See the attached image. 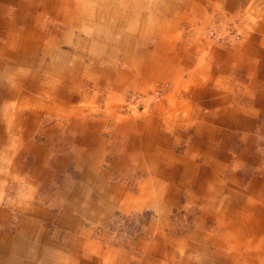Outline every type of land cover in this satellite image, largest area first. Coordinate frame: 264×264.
<instances>
[{"label": "crops", "instance_id": "0c3cea01", "mask_svg": "<svg viewBox=\"0 0 264 264\" xmlns=\"http://www.w3.org/2000/svg\"><path fill=\"white\" fill-rule=\"evenodd\" d=\"M162 1L0 0V264H264V9L206 59L176 46L194 0ZM85 81L106 105L173 90L126 125L84 114ZM139 208L154 217L132 257L105 226ZM195 208L170 232L172 209Z\"/></svg>", "mask_w": 264, "mask_h": 264}, {"label": "rangeland", "instance_id": "374dc122", "mask_svg": "<svg viewBox=\"0 0 264 264\" xmlns=\"http://www.w3.org/2000/svg\"><path fill=\"white\" fill-rule=\"evenodd\" d=\"M236 1L237 0H194V2H191V7L189 8H187L188 3H185L184 8H186L185 14H187V17L181 18L178 28L176 29L177 34H179L176 39V46L180 47L183 45L185 38L190 36L191 39H197V41L194 42L196 57L198 56V53L204 52V50L206 52V59L208 53L215 54L217 50L220 54L235 53L238 43L242 40L243 32L244 34L246 33L245 28L247 27L245 24L247 25L246 22L247 20L249 21L250 15L256 9L258 13L262 8L264 9V0ZM162 2L165 3V0ZM177 2L178 0H172L171 5H177ZM109 3L111 7L114 8L116 7L117 0H110ZM230 3H235V6H231ZM248 6L258 8H248ZM198 8L203 9L198 10ZM192 10L195 11L193 12ZM250 11L253 12L249 13ZM263 11L264 10H262V12ZM259 17L258 20L262 19L261 16ZM44 26L48 27L52 26V24L42 23L41 27ZM154 43L155 41L152 40L151 46H153ZM72 45V42L71 44L64 45L63 49L73 51L75 48H73L74 46ZM78 52L84 53L81 50ZM145 85L146 87L151 86V90L148 89L145 92L141 90L139 91V89L134 90L128 88L123 91L124 98L119 103H110L108 105H106L104 100L97 97L98 94L101 93V90H98L91 81H85L83 86H73L72 92L78 93L79 97H81L80 99H77V105L83 110V112H85L84 114L87 117H104L111 120L114 118L113 113H116L125 119L126 125H131L133 122L144 125L143 119L152 114L153 116H156L155 114L160 110V107L164 106L163 104H165L169 93L173 90V86L170 82H166L165 84L163 82H158L153 84V86L151 84ZM171 87L172 90L170 91ZM84 96L88 97L83 99ZM73 103L74 102H71L69 105H72ZM146 127L147 129L152 130L155 128V122L153 127L150 126V124ZM152 135H154V133ZM127 139L128 138L126 137V145L128 142ZM179 148H182L181 144L174 149L178 150ZM128 174L129 173H126L125 177L127 180H130V178L127 177ZM129 191L135 193L134 189H129ZM196 211L197 208L188 213L183 209L180 213L176 209H172L169 214V219L174 223L175 230H170V232L175 233V235L178 234L179 236H184L186 232L185 230L192 228L196 223L197 217L201 215V211L195 213ZM126 212L127 213H123L120 210L114 211L109 223L106 224L105 227L110 232V237L116 240L113 242L108 240L110 242L109 245H112L111 243L115 242L116 244H119V246H122L123 249L127 250L129 255L135 257L137 255L134 251L133 244L138 241V238L145 236L144 231L149 222L153 219L154 212L148 208H139L137 210ZM149 238H154V236H149Z\"/></svg>", "mask_w": 264, "mask_h": 264}]
</instances>
